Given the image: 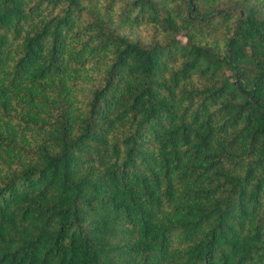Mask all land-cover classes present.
<instances>
[{
  "label": "trees",
  "instance_id": "trees-1",
  "mask_svg": "<svg viewBox=\"0 0 264 264\" xmlns=\"http://www.w3.org/2000/svg\"><path fill=\"white\" fill-rule=\"evenodd\" d=\"M0 264H264V0H0Z\"/></svg>",
  "mask_w": 264,
  "mask_h": 264
},
{
  "label": "water",
  "instance_id": "water-1",
  "mask_svg": "<svg viewBox=\"0 0 264 264\" xmlns=\"http://www.w3.org/2000/svg\"><path fill=\"white\" fill-rule=\"evenodd\" d=\"M240 14H241V12L239 11V15H238V17L240 16Z\"/></svg>",
  "mask_w": 264,
  "mask_h": 264
}]
</instances>
